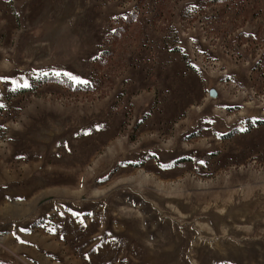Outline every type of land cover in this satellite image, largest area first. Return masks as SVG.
Returning a JSON list of instances; mask_svg holds the SVG:
<instances>
[{
  "label": "rangeland",
  "instance_id": "374dc122",
  "mask_svg": "<svg viewBox=\"0 0 264 264\" xmlns=\"http://www.w3.org/2000/svg\"><path fill=\"white\" fill-rule=\"evenodd\" d=\"M0 264H264V0H0Z\"/></svg>",
  "mask_w": 264,
  "mask_h": 264
},
{
  "label": "water",
  "instance_id": "95a60500",
  "mask_svg": "<svg viewBox=\"0 0 264 264\" xmlns=\"http://www.w3.org/2000/svg\"><path fill=\"white\" fill-rule=\"evenodd\" d=\"M210 93H211V95H216V91L213 89L210 91Z\"/></svg>",
  "mask_w": 264,
  "mask_h": 264
}]
</instances>
